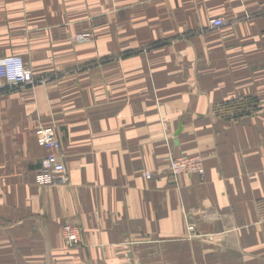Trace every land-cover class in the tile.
<instances>
[{
    "label": "crops",
    "instance_id": "0c3cea01",
    "mask_svg": "<svg viewBox=\"0 0 264 264\" xmlns=\"http://www.w3.org/2000/svg\"><path fill=\"white\" fill-rule=\"evenodd\" d=\"M6 56L34 83L0 82V264H264V0H0ZM38 127L65 183L34 185Z\"/></svg>",
    "mask_w": 264,
    "mask_h": 264
},
{
    "label": "built area",
    "instance_id": "2783aa9c",
    "mask_svg": "<svg viewBox=\"0 0 264 264\" xmlns=\"http://www.w3.org/2000/svg\"><path fill=\"white\" fill-rule=\"evenodd\" d=\"M210 25L213 28H221L224 20L221 18L211 19ZM87 36H79L77 41H87ZM0 82L8 88L32 87L34 78L30 70L27 69L20 56H6L0 60ZM36 144L43 150L44 156L39 162V167L35 171L34 185L47 188L54 183H65L67 172L64 167V157L61 154V145L56 137L54 128L38 127L35 131ZM168 169L173 176H192L201 180L205 173L203 158L201 156L170 159ZM149 178V175H147ZM193 231V227L189 226ZM62 240L64 246L72 248L81 244V231L79 228L67 225L62 228Z\"/></svg>",
    "mask_w": 264,
    "mask_h": 264
},
{
    "label": "rangeland",
    "instance_id": "374dc122",
    "mask_svg": "<svg viewBox=\"0 0 264 264\" xmlns=\"http://www.w3.org/2000/svg\"><path fill=\"white\" fill-rule=\"evenodd\" d=\"M81 36H87V37H88V35H80V37H81ZM87 39H88V38H87ZM87 41H89V40H87Z\"/></svg>",
    "mask_w": 264,
    "mask_h": 264
}]
</instances>
